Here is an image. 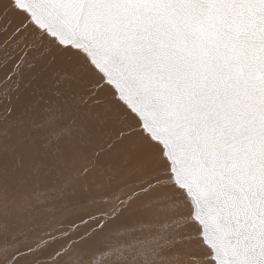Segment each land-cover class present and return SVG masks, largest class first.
Segmentation results:
<instances>
[{"label":"snow or ice","instance_id":"6c2138e0","mask_svg":"<svg viewBox=\"0 0 264 264\" xmlns=\"http://www.w3.org/2000/svg\"><path fill=\"white\" fill-rule=\"evenodd\" d=\"M13 173L45 213L79 182L80 211L0 226V264L106 254L144 212L162 218L143 264H264V0H0Z\"/></svg>","mask_w":264,"mask_h":264},{"label":"rangeland","instance_id":"374dc122","mask_svg":"<svg viewBox=\"0 0 264 264\" xmlns=\"http://www.w3.org/2000/svg\"><path fill=\"white\" fill-rule=\"evenodd\" d=\"M9 144H14V141H8ZM15 153H9L8 165L9 168H12V157ZM67 175V173H64ZM62 176V175H61ZM20 177L15 173L12 175V179L5 188L3 185H0V226H6V229L9 232H21L27 231L33 227V225L38 222L48 221L52 226H55L57 223L66 224L70 220L74 219L80 211L78 204V199L80 196L79 191H73L76 188V183H69V187L66 190H63L60 193H53V199L48 201L54 209L53 213H45L42 211L43 205L37 204L36 200L31 199V191L34 187V181H29L28 184L24 185L20 182ZM62 177L57 179V183H62ZM50 184L42 183L41 187H50ZM20 195H23L22 197ZM57 211V212H56ZM41 212V213H40ZM137 216L148 221L150 215L143 218L141 214L138 213ZM135 223V219L133 221ZM158 223V221H157ZM147 230L148 234L136 233L135 231L131 232L132 235H128V238L132 241H128L129 254L128 257L120 258L114 256L117 255L115 251L110 247L109 239L104 241V245L107 247L108 252L106 254H101L95 256V250H90L88 252H80L73 250L69 253L66 258L65 264H123L121 259L124 261V264H143V261L139 258L142 252L148 251L153 247V237H151V228L144 227ZM123 239H118L120 243ZM133 247L131 244L134 243ZM139 253H137V250ZM95 256V259H93ZM135 257V259H133ZM139 258V259H138ZM128 259V260H127ZM139 260V261H138ZM179 264H185V260L182 257ZM191 264V262H187Z\"/></svg>","mask_w":264,"mask_h":264},{"label":"bare ground","instance_id":"6f19581e","mask_svg":"<svg viewBox=\"0 0 264 264\" xmlns=\"http://www.w3.org/2000/svg\"><path fill=\"white\" fill-rule=\"evenodd\" d=\"M64 176H66V175L65 174H62V176H61L62 179H64ZM20 196L22 197L23 195H20ZM118 239H123V240L120 243H118L119 242ZM127 240L132 241V239L128 238L125 234L124 235H117L115 237H110L109 238V242L111 243L110 244V247L113 248L111 250H114V249H117L118 250V251H115L117 253V255L114 256V258H116L118 256V257L124 259L125 257L128 256V254H129V248L127 246V244H128V241ZM134 244H135V242L131 244V247L132 248H135V247H133ZM136 251H138V249ZM121 263L124 264V261L122 259H121Z\"/></svg>","mask_w":264,"mask_h":264},{"label":"crops","instance_id":"0c3cea01","mask_svg":"<svg viewBox=\"0 0 264 264\" xmlns=\"http://www.w3.org/2000/svg\"><path fill=\"white\" fill-rule=\"evenodd\" d=\"M148 215H150V218H149V220H148V226H146V227H148V229H150L151 228V237H154L155 236V234H156V226L158 225V223H159V219H161L162 217H160V218H158L157 216H156V214L155 213H149V212H144V213H142L141 214V217H143V218H145V217H147ZM135 219V218H134ZM134 219H133V221H134ZM133 221H132V223H133ZM157 221H158V223H157ZM136 233H141V234H148L147 233V230L145 229V228H143V229H138V230H136L135 231ZM127 237H128V235H132L131 234V232H129V231H127V230H125V233H124ZM115 236H117V235H114V236H112V237H115ZM137 253H139V251H137ZM128 257V256H127ZM139 259V258H138ZM139 261V260H138ZM138 264H140V261L138 262Z\"/></svg>","mask_w":264,"mask_h":264}]
</instances>
